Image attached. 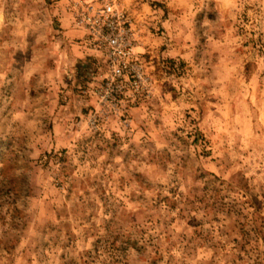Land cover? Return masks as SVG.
Here are the masks:
<instances>
[{"label": "rangeland", "instance_id": "rangeland-1", "mask_svg": "<svg viewBox=\"0 0 264 264\" xmlns=\"http://www.w3.org/2000/svg\"><path fill=\"white\" fill-rule=\"evenodd\" d=\"M80 1L0 0V264H264V0H118L116 96Z\"/></svg>", "mask_w": 264, "mask_h": 264}, {"label": "built area", "instance_id": "built-area-1", "mask_svg": "<svg viewBox=\"0 0 264 264\" xmlns=\"http://www.w3.org/2000/svg\"><path fill=\"white\" fill-rule=\"evenodd\" d=\"M73 18L84 31L85 46L105 60L102 79L105 92L116 96V89L142 83V67L136 52L139 37L118 0L77 2Z\"/></svg>", "mask_w": 264, "mask_h": 264}, {"label": "crops", "instance_id": "crops-1", "mask_svg": "<svg viewBox=\"0 0 264 264\" xmlns=\"http://www.w3.org/2000/svg\"><path fill=\"white\" fill-rule=\"evenodd\" d=\"M77 33H79V34H80V32H79V31H77Z\"/></svg>", "mask_w": 264, "mask_h": 264}]
</instances>
